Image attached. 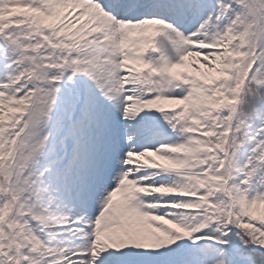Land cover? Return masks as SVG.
Here are the masks:
<instances>
[{"label":"snow or ice","instance_id":"1","mask_svg":"<svg viewBox=\"0 0 264 264\" xmlns=\"http://www.w3.org/2000/svg\"><path fill=\"white\" fill-rule=\"evenodd\" d=\"M0 264H264V0H0Z\"/></svg>","mask_w":264,"mask_h":264}]
</instances>
